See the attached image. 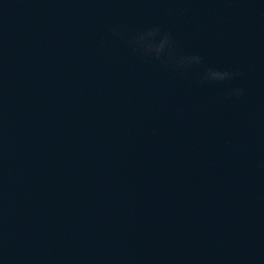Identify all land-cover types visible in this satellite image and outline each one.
<instances>
[{"label": "water", "instance_id": "obj_1", "mask_svg": "<svg viewBox=\"0 0 264 264\" xmlns=\"http://www.w3.org/2000/svg\"><path fill=\"white\" fill-rule=\"evenodd\" d=\"M0 264H264V0H0Z\"/></svg>", "mask_w": 264, "mask_h": 264}]
</instances>
